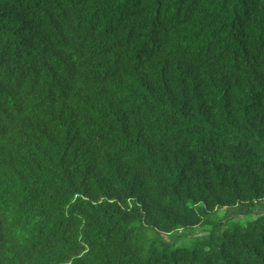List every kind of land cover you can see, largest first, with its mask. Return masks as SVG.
<instances>
[{
    "label": "trees",
    "instance_id": "1",
    "mask_svg": "<svg viewBox=\"0 0 264 264\" xmlns=\"http://www.w3.org/2000/svg\"><path fill=\"white\" fill-rule=\"evenodd\" d=\"M0 264H264V0H0Z\"/></svg>",
    "mask_w": 264,
    "mask_h": 264
},
{
    "label": "rangeland",
    "instance_id": "2",
    "mask_svg": "<svg viewBox=\"0 0 264 264\" xmlns=\"http://www.w3.org/2000/svg\"><path fill=\"white\" fill-rule=\"evenodd\" d=\"M220 215H221V212L219 213V216H220ZM254 216H256L255 213H253V215L251 214L250 216H247V217H241V218H240V221H242V223H244V221H245L246 219H252ZM178 234H180V235H184L185 237L190 236V233H188V232H186V231H185V232H184V231H179ZM194 234H195V233H194ZM174 238H176L175 235H171V236H170V239H171V240H173ZM190 239H191V238H190ZM190 239H189V241H190ZM191 240H192V239H191ZM189 241H188V242H189ZM188 242H187V243H188Z\"/></svg>",
    "mask_w": 264,
    "mask_h": 264
}]
</instances>
